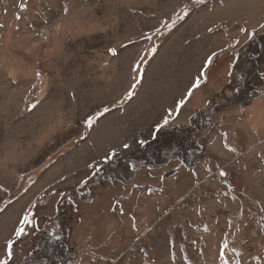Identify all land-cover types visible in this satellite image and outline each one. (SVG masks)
I'll return each mask as SVG.
<instances>
[{
    "label": "rangeland",
    "instance_id": "obj_1",
    "mask_svg": "<svg viewBox=\"0 0 264 264\" xmlns=\"http://www.w3.org/2000/svg\"><path fill=\"white\" fill-rule=\"evenodd\" d=\"M261 36L264 0H0V258L34 213L10 264H264Z\"/></svg>",
    "mask_w": 264,
    "mask_h": 264
},
{
    "label": "snow or ice",
    "instance_id": "obj_2",
    "mask_svg": "<svg viewBox=\"0 0 264 264\" xmlns=\"http://www.w3.org/2000/svg\"><path fill=\"white\" fill-rule=\"evenodd\" d=\"M197 3H202L203 0H196ZM26 4H22L21 7H26ZM189 14V9L187 6H185L184 8V16H187ZM154 51V50H153ZM216 54L213 53L212 56H209L204 64V70L201 71L200 75L198 77H196L195 82L193 83V85L188 89L186 95L187 97H191L193 95V92L195 89L199 88L202 81V77L206 76V72L209 69V67L212 64L213 61V57ZM138 82V81H137ZM133 88H135V84L132 85ZM131 96V93H129V97ZM186 103L185 100H180L177 104V112H179L180 108ZM33 108L36 107V105H32ZM101 115H103V113H101ZM92 117H89L88 120L86 121L89 125V127H91L92 125ZM169 123V119L166 117L164 119L163 125H167ZM163 125H157V129L163 127ZM141 144V146H143V144L145 143L144 141H140L139 142ZM124 147L127 149L130 146L128 144H125ZM116 156L115 151L111 152L108 156H106L105 158V163L109 162L112 158H114ZM91 167V165H90ZM35 207V206H33ZM34 213H30L27 215H24L22 217V219L19 221V227L16 228L14 230V235H15V239L9 238L6 241L5 244V249H4V256L2 258H0V264H10V262L12 261L13 257H14V246L16 243H18L20 241V239L26 235H28V233L25 231V226L28 225H34L35 221H34ZM221 257L223 258V254H221ZM224 264H227V261H224Z\"/></svg>",
    "mask_w": 264,
    "mask_h": 264
},
{
    "label": "trees",
    "instance_id": "obj_3",
    "mask_svg": "<svg viewBox=\"0 0 264 264\" xmlns=\"http://www.w3.org/2000/svg\"><path fill=\"white\" fill-rule=\"evenodd\" d=\"M260 39L262 40V46H263V49H262V52L259 54V62L260 63H264V36H261L260 37ZM259 80L260 81H262L261 80V78L259 77ZM264 83V82H263ZM256 84L258 85L259 84V82H256ZM248 86V85H247ZM255 89V88H254ZM257 89H259V90H257ZM252 90V89H251ZM261 92L262 91V89L261 88H259V87H257L256 86V90H252V94L250 95V96H253L254 94H255V92ZM198 116V115H197ZM200 116V115H199ZM157 133H158V137H159V135L161 134V133H164V135H163V137H162V140H161V143L159 144L158 142H159V139L157 138V134H156V137H155V141L154 142H152L151 143V145H153V150H155L156 149V147H154V145L155 146H157V147H163L164 145H166V144H168V143H171L172 142V145L173 146H176V144H177V141L175 140L174 141V138L172 137L171 138V140H168L166 137H167V135L169 134V133H167L164 129L162 130L161 128H159L158 129V131H157ZM175 144V145H174ZM157 150V149H156ZM148 153V152H147ZM146 153V154H147ZM154 153V152H153ZM152 153V154H153ZM145 154V155H146ZM184 154V153H183ZM182 154V155H183ZM142 156L140 159H133V158H128V157H122L121 159H120V161H119V163L121 162H123V163H125V164H127V170L128 171H132L133 172V170L135 169V168H137V167H132L133 166V164H136L137 162H144L145 164H155V159L153 160L152 159V157H146V156H148L149 154H147L146 156ZM157 155H158V153H157ZM189 155H190V151H189V149H187V152L185 151V159L183 158V156H182V158H181V162L183 163V164H186L187 163V161L189 160ZM153 156V155H152ZM154 156H156V155H154ZM103 169H104V172H105V175L104 176H102V177H100L99 178V180L97 181V185H100L101 187H108V186H110L111 184H112V181H113V178H115V179H119V180H121L120 178H118V175L119 174H117V171H115V169H117L115 166L114 167H109V165H106V166H104L103 167ZM132 172H131V174H130V176H129V180H130V178L132 177ZM95 176H97V174L95 175ZM122 181V180H121ZM102 185H104V186H102ZM61 250V249H60ZM52 253H55V254H58L59 253V251L57 250V251H55V252H52ZM52 253H50V254H52ZM64 253V246H63V248H62V254Z\"/></svg>",
    "mask_w": 264,
    "mask_h": 264
},
{
    "label": "crops",
    "instance_id": "obj_4",
    "mask_svg": "<svg viewBox=\"0 0 264 264\" xmlns=\"http://www.w3.org/2000/svg\"><path fill=\"white\" fill-rule=\"evenodd\" d=\"M202 69H204V67H203ZM200 73H201V71H200ZM202 79H203V78H202ZM195 90L197 91V89H195ZM196 91H195V92H196ZM184 95H185V94H184ZM262 95H263V94H262ZM260 96H261V95H260ZM260 96H258V97H260ZM258 97H257V98H258ZM257 98H255V99H257ZM196 105H197V104L194 102V103L191 105L192 108H190V106H189V108H188V107H187V108H188L189 110H195L196 108H198V106H196ZM195 107H196V108H195ZM182 108H183V107H182ZM182 108H180L179 112L181 111ZM179 112H176V113L173 115V117H177V114H178ZM173 117H172V118H173ZM165 118H166V117H162L160 120H158V121L155 123V126H153V129H154L153 132H154V133H155L156 130H158V129H157V125H163V122H164V119H165ZM168 119H170V118H168ZM115 151H116V150H115ZM111 185H112V184H111ZM107 188H108V187H107ZM116 196H119V194L116 195ZM94 200H95V199H94ZM115 200H116V199H113V200H112V203H113L112 211H113L114 208H117V207H115V205H114V204L116 203ZM119 205H121V204H119ZM3 253H4V250H3Z\"/></svg>",
    "mask_w": 264,
    "mask_h": 264
},
{
    "label": "built area",
    "instance_id": "obj_5",
    "mask_svg": "<svg viewBox=\"0 0 264 264\" xmlns=\"http://www.w3.org/2000/svg\"><path fill=\"white\" fill-rule=\"evenodd\" d=\"M166 126H168V124H167ZM118 152H119V151L116 152L117 155H119ZM117 155H116V156H117ZM113 160H114V159H113ZM100 170H101V168H100ZM90 194H91V193H90ZM90 194H89V195H90ZM89 195L87 196V198H84V199H83L84 201H86V203H91V202L93 201L92 196H91V195L89 196ZM72 252H73V251H72ZM68 254H71V253H68ZM73 256L75 257V255H73Z\"/></svg>",
    "mask_w": 264,
    "mask_h": 264
},
{
    "label": "water",
    "instance_id": "obj_6",
    "mask_svg": "<svg viewBox=\"0 0 264 264\" xmlns=\"http://www.w3.org/2000/svg\"><path fill=\"white\" fill-rule=\"evenodd\" d=\"M46 233L51 234V233H52V230H51V229H47ZM46 233H45V234H46ZM54 239H55V237H52V238L49 239L48 241H51V240H54Z\"/></svg>",
    "mask_w": 264,
    "mask_h": 264
},
{
    "label": "flooded vegetation",
    "instance_id": "obj_7",
    "mask_svg": "<svg viewBox=\"0 0 264 264\" xmlns=\"http://www.w3.org/2000/svg\"><path fill=\"white\" fill-rule=\"evenodd\" d=\"M51 234H52V233H51ZM52 237H55V239H57L59 236H58V235H53ZM55 239H54V240H55Z\"/></svg>",
    "mask_w": 264,
    "mask_h": 264
},
{
    "label": "bare ground",
    "instance_id": "obj_8",
    "mask_svg": "<svg viewBox=\"0 0 264 264\" xmlns=\"http://www.w3.org/2000/svg\"><path fill=\"white\" fill-rule=\"evenodd\" d=\"M115 158H116V156H115Z\"/></svg>",
    "mask_w": 264,
    "mask_h": 264
}]
</instances>
